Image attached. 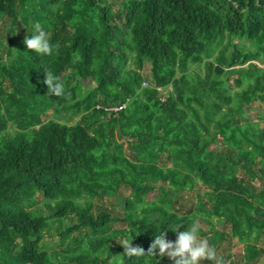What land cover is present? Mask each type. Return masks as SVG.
Masks as SVG:
<instances>
[{
    "label": "trees",
    "instance_id": "16d2710c",
    "mask_svg": "<svg viewBox=\"0 0 264 264\" xmlns=\"http://www.w3.org/2000/svg\"><path fill=\"white\" fill-rule=\"evenodd\" d=\"M0 25V264H173L147 251L193 221L262 264L264 0H0Z\"/></svg>",
    "mask_w": 264,
    "mask_h": 264
},
{
    "label": "clouds",
    "instance_id": "9594fccd",
    "mask_svg": "<svg viewBox=\"0 0 264 264\" xmlns=\"http://www.w3.org/2000/svg\"><path fill=\"white\" fill-rule=\"evenodd\" d=\"M23 43L28 49L34 50L36 54L44 56H51L56 47L51 43L48 33L40 24L36 25L35 34L26 36ZM43 83L47 86L49 95L62 96L65 94L63 82L51 71L44 73ZM181 227L182 223H177L172 230L176 234L174 241L167 238V230L160 229L159 234L152 241L147 255L167 256L173 261V264H201V261L204 260L214 261L215 264H225L222 257H217L216 250L209 244L208 239L201 237L198 221H193L183 231H180ZM130 242H126L124 248L129 255H145L142 248L132 247Z\"/></svg>",
    "mask_w": 264,
    "mask_h": 264
},
{
    "label": "rangeland",
    "instance_id": "374dc122",
    "mask_svg": "<svg viewBox=\"0 0 264 264\" xmlns=\"http://www.w3.org/2000/svg\"><path fill=\"white\" fill-rule=\"evenodd\" d=\"M0 27H1V25H0ZM0 35H1V29H0ZM1 40H2V44H3V46H0V60H4L5 59V50H4V48H5V46L7 45V43H6V36H2L1 38H0ZM148 67H149V65L148 64H146L145 66H144V70L142 71V74L143 75H148L149 74V69H148ZM147 84L146 83H144L143 84V86H146ZM112 110H116V109H112ZM263 113H264V111H263ZM253 115H255V111H253L252 112V114H251V116H253ZM52 116V114L51 113H49V114H47L46 116H43V118L44 119H47L48 117H51ZM67 119V116L66 115H64V116H62V121H65ZM80 121V119L78 118V119H75L74 121H73V123H75V122H79ZM67 122H69V121H67ZM119 195V194H118ZM124 196H128V192H123V194L121 193L120 194V198H123ZM115 204V207H116V210H118V211H122V208H121V205H119V201H118V199H116L115 201H113ZM193 202H195V198H194V195L193 194H190V193H184L183 194V197L179 200V205L178 206H180V205H183V207H184V209L183 210H186L187 208H189L192 204H193ZM67 225H69V224H65L64 226H67ZM219 229H221V227H219ZM227 231V230H226ZM228 232V231H227ZM51 236H47L46 238H45V240H44V242L46 243V249L47 250H49V251H54V250H56V247L58 246V244H59V241H58V234H57V232H55V230H52V232H51ZM260 245H262L263 246V244H260ZM233 252L235 253V254H239V253H241L242 252V245L241 244H238L236 241L233 243ZM167 259H168V262H172V260H170L168 257H167ZM259 261L262 263V264H264V255H262L261 256V258L259 259ZM201 264H214L213 262H211V261H206V260H204V261H201Z\"/></svg>",
    "mask_w": 264,
    "mask_h": 264
}]
</instances>
